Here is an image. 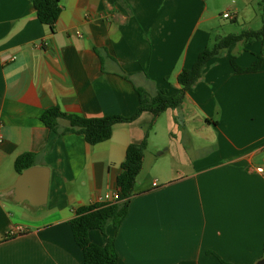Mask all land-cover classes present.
<instances>
[{
  "label": "crops",
  "instance_id": "1",
  "mask_svg": "<svg viewBox=\"0 0 264 264\" xmlns=\"http://www.w3.org/2000/svg\"><path fill=\"white\" fill-rule=\"evenodd\" d=\"M213 1L61 0L51 28L30 0H0V264H84L69 220L78 207L120 192L116 180L127 146L144 139L151 122L125 218L118 228H91L90 240L104 245L114 236L118 264H257L264 258L260 38L248 41L250 49L244 45L250 54H237L239 42L212 57L179 106L157 116L144 110L116 123L99 143L76 132L58 134L41 119L54 105L84 116L131 115L141 96L177 92L178 73L211 47ZM261 1L229 0L225 18L254 29ZM257 55L262 60L252 71L231 63L249 66ZM68 124L59 118L61 128ZM158 133L162 140L155 142ZM152 141L161 150L157 156ZM25 152L34 153L32 166L48 169L40 205L33 202L42 195L41 172L16 186L14 162ZM17 228L23 230L12 232Z\"/></svg>",
  "mask_w": 264,
  "mask_h": 264
},
{
  "label": "trees",
  "instance_id": "2",
  "mask_svg": "<svg viewBox=\"0 0 264 264\" xmlns=\"http://www.w3.org/2000/svg\"><path fill=\"white\" fill-rule=\"evenodd\" d=\"M39 20L53 28L62 11L61 0H30ZM264 2V0H262ZM260 38L264 45V9L262 13V26L259 29H246L240 33L228 34L217 39L215 44L198 53L191 67L183 68L177 76L180 89L175 93H168L165 89L159 90L150 100L141 96V103L131 115L118 113L101 116H84L78 113L64 111L60 106L54 105L46 108L41 119L46 126L58 134L76 132L84 136L90 144H96L111 137L116 123L132 121L144 110H150L155 116L168 108L179 106L185 96V91L194 85L204 74L208 61L230 45L242 40L249 41ZM262 55H257L249 66H239L231 58L234 69L238 71H252L260 66ZM59 118H65L69 124L60 127ZM151 122L146 127V136L139 142H132L127 146L125 159L121 164L122 170L117 176L119 187V199L112 202H96L83 205L76 209V214L69 220L76 242L83 250L84 264H118V253L115 248L114 236H109L104 245L94 243L89 238L91 228H99L105 231L108 223H113L118 228L125 218L130 198L134 191V184L139 174L144 151L147 145V136L152 128ZM34 163V153L25 152L19 155L14 162L15 169L22 172ZM223 264H234L221 259Z\"/></svg>",
  "mask_w": 264,
  "mask_h": 264
},
{
  "label": "rangeland",
  "instance_id": "3",
  "mask_svg": "<svg viewBox=\"0 0 264 264\" xmlns=\"http://www.w3.org/2000/svg\"><path fill=\"white\" fill-rule=\"evenodd\" d=\"M228 2H229V0H214L212 2L213 10L211 11V14H213V18L214 19L211 22V27L212 28L209 31L210 46H213L215 44V42L217 41V39L219 37H221V36H225V35H228V34H236V33H240L242 30L249 29L248 27H245V26H242V25L241 26H239V25H231V24H234V23H232V21H230L228 18H225L223 16V12L224 11H228L227 6H226ZM261 6H262L261 13H263V9H264V2L263 1H261ZM261 25H262V19L259 16V20L258 19L254 20V22H252L251 26H249V27H253L255 29V28H259ZM231 26H233V28L228 30V28L231 27ZM240 42H242V43L237 42V43L241 44L240 47H239L240 48V52H238L237 54H243V55H244V53L250 54V50L248 52H245L247 50H246V48H244V45H246V47H248L250 49V46H251L250 42H248V41L246 42L245 40H242ZM261 44H262V42H260V45ZM261 46H263V45H261ZM261 50H263V48ZM161 123L162 124H166L167 123V126L169 128V126H170V118H167V115L163 114L162 119H161ZM166 139H169V138L166 136ZM154 140H155V142H159V141L162 140V137H161L160 133H158V135H156L154 137ZM165 147L166 146H164L163 149ZM150 150H151V153L153 154V156H157V153L159 151H161V150H158V149L155 148V145H154L153 141L150 143ZM171 152H172L171 156H173V150ZM165 154L168 155L169 153L166 152ZM146 167H148V163H147Z\"/></svg>",
  "mask_w": 264,
  "mask_h": 264
},
{
  "label": "water",
  "instance_id": "4",
  "mask_svg": "<svg viewBox=\"0 0 264 264\" xmlns=\"http://www.w3.org/2000/svg\"><path fill=\"white\" fill-rule=\"evenodd\" d=\"M41 172L44 177L42 181V195L36 202H33L34 204L40 205L43 204L46 201L47 197V187H48V169L46 167H40V166H30L28 168H25L19 176L18 182L16 184L17 187L21 188L22 186L28 184L32 178L36 176ZM257 264H264V258L258 261Z\"/></svg>",
  "mask_w": 264,
  "mask_h": 264
},
{
  "label": "built area",
  "instance_id": "5",
  "mask_svg": "<svg viewBox=\"0 0 264 264\" xmlns=\"http://www.w3.org/2000/svg\"><path fill=\"white\" fill-rule=\"evenodd\" d=\"M224 17H229L230 13L229 12H224L223 13ZM1 126V124H0ZM2 139V134L0 132V140ZM260 171H264V164H262L261 166L258 167ZM119 199V192H114V193H109L106 192L103 197H102V202H112L113 200H117ZM23 229L21 228H17L16 230L12 231V232H17V231H22Z\"/></svg>",
  "mask_w": 264,
  "mask_h": 264
}]
</instances>
